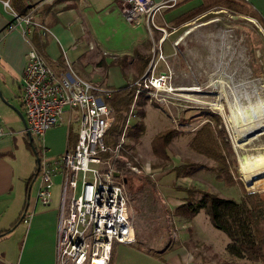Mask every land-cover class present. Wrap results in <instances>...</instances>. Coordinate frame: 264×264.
I'll list each match as a JSON object with an SVG mask.
<instances>
[{"label":"crops","instance_id":"obj_1","mask_svg":"<svg viewBox=\"0 0 264 264\" xmlns=\"http://www.w3.org/2000/svg\"><path fill=\"white\" fill-rule=\"evenodd\" d=\"M118 1L55 0L42 3L41 0H29V6L40 5L34 17L37 23L48 29V34L33 30L25 39L14 27L17 16L0 0V119L3 129L0 137V233H6L0 238V264H56L59 177L53 179V189L57 187L56 196L52 195L49 206H42L36 201L37 183L28 184L38 168L30 148L32 142L27 135L25 121L22 122L13 110L15 108L23 116L22 74L29 49L34 47L38 50L58 74L66 70L68 63L78 78L94 86L122 89L137 80L133 63L138 55L150 56L152 60V51L160 47L165 56V61H161L164 64L176 55L173 34L202 16L182 22L205 4L204 0H178L174 7L164 9L154 17L157 28H149L145 18H141L138 25L129 26ZM241 1L264 24V0ZM169 28L171 31L168 33L161 31ZM168 39L172 49L169 54L162 48ZM129 109L130 106L125 120ZM72 125L75 130H72ZM77 128L75 113L66 112L61 124L47 132L44 145L37 144L30 135L39 155L45 148L50 159H55L73 149ZM105 140L112 141V137L105 136ZM148 176L152 180L156 177L153 174ZM181 203L177 201L175 207ZM195 217L186 221L185 228L191 232V237L183 234L177 241L159 248L145 249L139 238L138 244L132 246L113 243L109 264H215L217 253L213 245L190 227Z\"/></svg>","mask_w":264,"mask_h":264},{"label":"rangeland","instance_id":"obj_2","mask_svg":"<svg viewBox=\"0 0 264 264\" xmlns=\"http://www.w3.org/2000/svg\"><path fill=\"white\" fill-rule=\"evenodd\" d=\"M53 1L55 0L51 2ZM244 9L249 10L247 6ZM248 13L244 14L223 6H215L208 9L202 16L177 29L172 39L177 43L175 44L177 46L176 55L168 59L167 64L157 62L155 71V76H157L160 73L169 72L168 69H170L171 78L167 85L169 94L166 95L169 102H156L146 94L148 102L143 107L144 118L133 119L128 125L124 141L126 157L129 161H136L138 167L148 163L153 175H156L154 180L142 173H128L126 177L136 244H138V238L141 239L145 249L159 248L171 241L168 234L169 223L176 228L177 239L175 241L183 234H188V236L191 234L185 228L188 222L171 214L175 203L182 201L184 197V193L178 188L194 186L206 191L210 188L213 194L237 202L243 195V191L257 194L263 192L259 189L264 188V178L252 185H244L239 173L237 150L239 147L249 148L253 143L264 145V126L260 129L255 128L240 139H235L229 125L231 112L228 105L236 106L238 108L236 113L245 116L248 114L254 116L256 112L262 114L260 112L264 105V30L258 19ZM169 29H165L167 33L171 31V28ZM170 41L168 39L162 45L167 54L172 52ZM218 80L223 81L225 85L227 102L220 100L221 89ZM192 88L199 89V92L194 94L185 91ZM182 95L195 96L197 102L186 100L181 97ZM218 103L224 105V112L221 111V113L214 108V105ZM202 111L213 113L221 119V126L232 151L231 155L227 152V163L231 166L233 177L241 183V186L237 183L227 185L224 181H218L216 174L204 171H197L190 178L176 177L173 168L181 164L190 165L192 163L205 167L212 165L205 159V156L191 151L188 147L189 140L191 141L195 134L191 132L205 122L200 115ZM138 112L139 106L136 103L134 114H137V117ZM140 121L143 122L145 131L136 142L128 136V133L135 123ZM168 129H175L180 132V135L170 145V162L165 164L158 162L153 156L150 142L160 132ZM72 130H75V126ZM250 134L253 137L247 139ZM120 135L121 133L114 144L117 143ZM257 140L258 143H256ZM51 193L55 197L57 187L52 188ZM79 193L80 184L76 194L79 195ZM161 198L165 201L162 202ZM192 223L190 227H194L201 238H205L213 245L218 260L227 261L225 247L229 240L226 235L213 228L203 211L198 213ZM228 262L229 264H256L244 259L232 258H229ZM216 263L217 260H215Z\"/></svg>","mask_w":264,"mask_h":264},{"label":"built area","instance_id":"obj_3","mask_svg":"<svg viewBox=\"0 0 264 264\" xmlns=\"http://www.w3.org/2000/svg\"><path fill=\"white\" fill-rule=\"evenodd\" d=\"M51 1L43 0L42 3ZM8 2L3 0L5 7L10 8ZM177 2L119 0L118 6L129 26L134 27L140 23L141 18H145L149 28H157L153 22L154 17L162 10L174 7ZM39 6L27 5L30 10L23 17L14 13L17 16L14 27L18 28L25 39L33 30L41 31L42 35L48 34V29L37 23L34 17ZM161 31L163 34L166 32L164 29ZM152 53L153 58L147 71L132 84L133 101L119 140L113 146L106 145L104 138L114 122V112L106 103L114 90L94 86L78 78L68 63L66 70L56 73L34 47L26 55L22 74V113L27 129L37 144L44 145L47 132L61 124L66 112L75 113L77 118L78 128L73 149L50 159L43 148L35 180L36 201L42 206H49L53 179L59 177L56 264H109L113 243L128 246L136 244L132 207L124 179L128 173H153L148 163L138 167L136 161H129L126 157V132L131 121L139 118L134 110L140 95L145 93L159 103L169 102L166 98L169 92L165 89L171 78L170 69L167 73L155 76L156 63L164 62L165 56L160 47ZM2 135L0 119V137ZM79 184L80 193L77 195ZM207 190L211 191L210 188ZM168 230L171 241L167 244L176 239V228L169 223Z\"/></svg>","mask_w":264,"mask_h":264},{"label":"trees","instance_id":"obj_4","mask_svg":"<svg viewBox=\"0 0 264 264\" xmlns=\"http://www.w3.org/2000/svg\"><path fill=\"white\" fill-rule=\"evenodd\" d=\"M28 1L9 0L8 5L18 17H23L30 10L27 7ZM204 1L205 4L196 13L190 15L182 22L191 20L207 12L212 7L223 6L226 9L244 14L249 12L252 17L258 19L264 30V24L259 17L248 6L249 10H245L244 7L246 5L241 0ZM150 60V56H137L136 61L133 63L137 71V78L135 79H138L144 74ZM133 97L134 87L130 85L122 89L114 90L111 97L106 100V103L113 109L115 114L114 124L111 125V129L106 134V137H112V141L105 140L106 145H113L121 133L125 121V114L133 101ZM147 102L148 97L145 93L136 99V103L139 106L138 114L140 119L144 118L143 107ZM200 115L205 119V122L201 123L191 132L195 134L192 140H189L188 147L191 151L205 156V159L210 161L212 165L205 167L192 163L190 165L181 164L173 168L176 177L190 178L197 171H204L205 173L216 174V179L218 181H224L227 185H235L237 183L241 186V183H238L237 179L233 177L231 166L227 163V152L231 155L232 151L229 147L226 133L221 126V119L208 111H202ZM182 121H185V119H182ZM144 131L145 126L140 121L135 123L133 129L129 130L128 136L138 142ZM178 135H180V132L175 131V129H168L160 132L158 136L152 139L150 142L151 153L158 162L165 164L170 162V145ZM30 148L38 161L39 154L37 153L33 140ZM37 176L38 168H36L30 177L28 184L34 182ZM178 189L184 193V197L181 201L182 203L172 210V216L185 221H191L199 212L203 211L207 215L213 228L224 233L228 238L229 242L225 247L228 257L232 259H244L256 264H264V199L262 198L264 197V188H260L259 190L263 192L258 194L243 191V195L238 202L232 199L221 198L209 190L206 191L194 186ZM5 234L0 233V238ZM215 258L217 260L216 264H229L226 260H218L217 256Z\"/></svg>","mask_w":264,"mask_h":264},{"label":"bare ground","instance_id":"obj_5","mask_svg":"<svg viewBox=\"0 0 264 264\" xmlns=\"http://www.w3.org/2000/svg\"><path fill=\"white\" fill-rule=\"evenodd\" d=\"M218 82H219V80H218ZM218 82H216V83H218ZM224 86L225 85L223 84V81H220L219 82V87L221 89L220 90V94H221L220 100H224L227 102L228 96H227V93H226ZM167 89H165L166 92H168ZM180 91L183 92L184 90H180ZM185 91H188L190 93L195 94V93L199 92V89L192 88V89L185 90ZM181 97L186 99V100H191L193 102H197L196 97L192 96V95H187V96L182 95ZM214 108L220 112L221 111L224 112V110H225L224 105L219 104V103L215 104ZM228 109L231 112L230 113L231 116H229L230 130H231V134H232L233 138H235V139H240L243 135L250 133L255 128L260 129L264 126V105H263V109H261V112L259 111L262 114H259L256 112V115L254 114V116L249 115L248 113H247L248 115H246V116L242 115L240 113L237 114L236 111L238 110V108H236V106L233 107L231 105H228ZM252 113H253V111H252ZM251 137H253V135L250 134L247 137V139H250ZM252 141H254V140H252ZM256 143H258V140ZM238 149L239 150H237V153H238L237 156H238L239 167H240L239 173L241 175V179H242L244 185L245 186L252 185L256 181H259L260 179L264 178V145H262L261 143H259V145H254V143H253L252 146H250L249 148H240L239 147Z\"/></svg>","mask_w":264,"mask_h":264},{"label":"water","instance_id":"obj_6","mask_svg":"<svg viewBox=\"0 0 264 264\" xmlns=\"http://www.w3.org/2000/svg\"><path fill=\"white\" fill-rule=\"evenodd\" d=\"M1 97H2V96H1V92H0V98H1ZM1 99H2V98H1ZM5 104L8 105V103H6V102H5ZM8 106H10V105H8ZM13 110H14L15 112H17V114L19 115V117H20V119L22 120V122H24L25 120H24L22 114H21L19 111H17L15 108H13ZM24 124H25V127H26V129H27L26 122H24ZM27 135L30 137V142H32L31 135H30V132L28 131V129H27ZM36 163H37V164L39 163V159H38V161H37V159H36ZM115 176L118 177L119 175L116 173ZM124 182L127 183L126 179H124Z\"/></svg>","mask_w":264,"mask_h":264}]
</instances>
